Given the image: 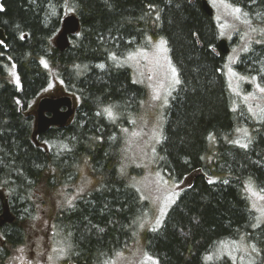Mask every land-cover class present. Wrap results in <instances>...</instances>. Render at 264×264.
Wrapping results in <instances>:
<instances>
[{
	"label": "trees",
	"instance_id": "16d2710c",
	"mask_svg": "<svg viewBox=\"0 0 264 264\" xmlns=\"http://www.w3.org/2000/svg\"><path fill=\"white\" fill-rule=\"evenodd\" d=\"M218 1L264 26V0ZM0 3L7 36L0 45V190L9 202L8 209L0 198V223L3 213H13V221L0 224V264L37 244L33 220L42 196L70 188L81 196L56 210L43 232L55 257L49 264H109L135 243L159 264H238L223 253L210 255L240 237L251 246L252 264H264V221L257 225L249 193L264 190V120L246 119L234 108L223 37L202 0ZM71 13L80 30L61 51L55 38ZM161 39L180 83L164 109L153 168L177 183L191 182L154 228L147 220L152 205L134 181L137 169L122 172L121 155L124 130L150 100L130 55ZM236 68L264 87V42ZM55 80L78 105L70 123L38 135L37 145L31 106Z\"/></svg>",
	"mask_w": 264,
	"mask_h": 264
},
{
	"label": "rangeland",
	"instance_id": "374dc122",
	"mask_svg": "<svg viewBox=\"0 0 264 264\" xmlns=\"http://www.w3.org/2000/svg\"><path fill=\"white\" fill-rule=\"evenodd\" d=\"M210 2L214 8V16L222 37L230 41L231 50L226 55V67L232 91L236 96L234 108L246 119L251 116V120H264V92L260 91L264 87L259 84L257 76L243 75L236 68L242 55L248 53L253 45L264 42V26L253 24L244 17L240 19V12L234 11L236 7L224 5L218 0H210ZM233 40H235L234 46L231 44ZM130 65L136 79L146 82L150 100L145 104L138 122L124 130L121 167L122 172L127 171L131 166L137 169L134 177L136 186L146 201L147 207L152 205V209L148 211L147 220L152 221V226L157 228L162 225L163 219L178 200L182 190L191 182L188 179L177 183L167 179L160 171H155L153 168L155 145L161 138L164 127V109L173 91L177 90L180 76L171 60L169 46L162 39L142 51L132 53ZM173 68L175 74H173ZM176 80H179V83H176ZM63 91H65L63 83L55 80L36 101L42 96L59 95ZM73 97L77 106L78 98ZM36 101L31 108L34 107ZM136 178L139 179L136 180ZM81 193L80 189L70 188L59 194L42 196L40 201L43 200L45 204L33 220L37 244L32 243L19 248L11 264H49L55 258L51 256L53 253L50 252L53 250L48 247L47 238L45 243L43 232H45L51 215L61 207H71L79 199ZM249 193L252 207L258 216L257 225H259L264 221V190L251 188ZM0 198L8 208L9 202L3 190H0ZM2 215L4 216V213ZM2 242L3 237L0 233V246ZM250 249L251 246L240 237L224 241L210 257H218L223 253V256L234 257L233 259L238 264H252L253 259L251 258L254 256ZM109 264H159V261L142 250L140 244L135 243L118 254Z\"/></svg>",
	"mask_w": 264,
	"mask_h": 264
},
{
	"label": "water",
	"instance_id": "95a60500",
	"mask_svg": "<svg viewBox=\"0 0 264 264\" xmlns=\"http://www.w3.org/2000/svg\"><path fill=\"white\" fill-rule=\"evenodd\" d=\"M1 1V0H0ZM203 8L210 16L214 15V8L208 0H202ZM80 30V20L77 14L71 13L66 15L62 19L61 31L57 34L55 44L61 51L66 50L70 44V36L76 34ZM7 39L6 33L2 27H0V45H2ZM220 50L224 54L230 52L229 41L226 38H221L219 41ZM65 108V109H63ZM76 111V105L74 103V97L62 92L61 95H48L42 96L37 102V109L35 112V124L33 138L35 143L40 145L37 139L39 134L46 133L51 127H63L66 126L73 118ZM7 220L13 221V217L8 211L5 212L1 223ZM0 223V224H1Z\"/></svg>",
	"mask_w": 264,
	"mask_h": 264
},
{
	"label": "snow or ice",
	"instance_id": "6c2138e0",
	"mask_svg": "<svg viewBox=\"0 0 264 264\" xmlns=\"http://www.w3.org/2000/svg\"><path fill=\"white\" fill-rule=\"evenodd\" d=\"M236 13H239L241 10L239 8H236L234 10ZM246 15V14H245ZM253 31H256V29H252ZM161 43H163V41H161ZM246 50V49H245ZM100 67H103V65H100ZM173 74H175V69H172ZM176 83H179V80H176ZM261 92H264V88L260 89ZM105 111L108 113V115L111 117L112 116V112L110 109H105ZM242 147H247V145H241ZM253 251H255V248L253 247Z\"/></svg>",
	"mask_w": 264,
	"mask_h": 264
},
{
	"label": "flooded vegetation",
	"instance_id": "af4514ba",
	"mask_svg": "<svg viewBox=\"0 0 264 264\" xmlns=\"http://www.w3.org/2000/svg\"><path fill=\"white\" fill-rule=\"evenodd\" d=\"M53 95H55V94H53ZM55 96H57V95H55ZM36 109H37V103H35V105H34V113L33 114H35ZM63 109H65V108H63Z\"/></svg>",
	"mask_w": 264,
	"mask_h": 264
},
{
	"label": "bare ground",
	"instance_id": "6f19581e",
	"mask_svg": "<svg viewBox=\"0 0 264 264\" xmlns=\"http://www.w3.org/2000/svg\"><path fill=\"white\" fill-rule=\"evenodd\" d=\"M70 123V122H69ZM34 141H35V139H34Z\"/></svg>",
	"mask_w": 264,
	"mask_h": 264
}]
</instances>
